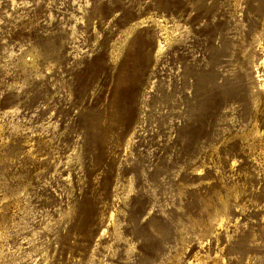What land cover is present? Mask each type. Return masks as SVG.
Listing matches in <instances>:
<instances>
[{
    "label": "rangeland",
    "instance_id": "obj_1",
    "mask_svg": "<svg viewBox=\"0 0 264 264\" xmlns=\"http://www.w3.org/2000/svg\"><path fill=\"white\" fill-rule=\"evenodd\" d=\"M0 264H264V0H0Z\"/></svg>",
    "mask_w": 264,
    "mask_h": 264
}]
</instances>
